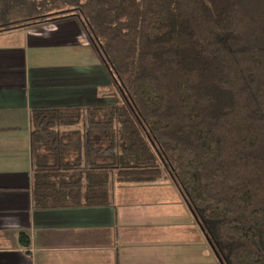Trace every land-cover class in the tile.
<instances>
[{"label": "trees", "instance_id": "1", "mask_svg": "<svg viewBox=\"0 0 264 264\" xmlns=\"http://www.w3.org/2000/svg\"><path fill=\"white\" fill-rule=\"evenodd\" d=\"M54 17L120 98L30 109L33 206L107 205L111 171L167 178L220 264H264V0H0V32Z\"/></svg>", "mask_w": 264, "mask_h": 264}, {"label": "crops", "instance_id": "2", "mask_svg": "<svg viewBox=\"0 0 264 264\" xmlns=\"http://www.w3.org/2000/svg\"><path fill=\"white\" fill-rule=\"evenodd\" d=\"M88 46L76 18L0 32V264H220L167 178L109 184L104 206H33L30 109L106 103Z\"/></svg>", "mask_w": 264, "mask_h": 264}, {"label": "rangeland", "instance_id": "3", "mask_svg": "<svg viewBox=\"0 0 264 264\" xmlns=\"http://www.w3.org/2000/svg\"><path fill=\"white\" fill-rule=\"evenodd\" d=\"M54 18H51L50 19V22L54 19ZM52 21V22H53ZM47 23V21H45ZM41 23L39 24H36V25H32L30 27H33V26H37V25H40ZM44 24V23H42ZM87 52H88V58H94V61L92 64H97L98 66L101 64V61H100V58L99 56L97 55V53L93 50V48H90L88 46V49H87ZM96 58H97V61H96ZM89 60V59H88ZM92 62V61H91ZM103 68V67H102ZM105 71H103L104 73ZM106 74V72H105ZM106 77H107V82H105V78H104V75L102 77L101 80H103V83L98 87V90H99V93H103L102 95V100L103 102H106L105 104H113V103H117L119 98H120V95H119V90L117 89V87L110 81V79L108 78V75L106 74ZM99 146H104V143H101ZM113 158L112 156L109 154L108 157H103V156H98L97 157V160L99 162H108V161H111ZM119 160V158H117ZM109 184H110V194L112 195L113 194V191L118 188L117 184H120V183H117L115 181V174L114 172L112 171L111 173H109ZM122 185V184H120ZM128 186H132V185H128ZM173 189V187H171ZM118 193V192H116Z\"/></svg>", "mask_w": 264, "mask_h": 264}]
</instances>
